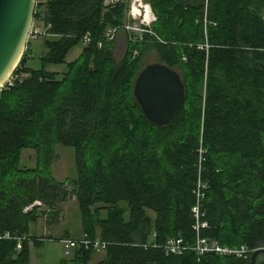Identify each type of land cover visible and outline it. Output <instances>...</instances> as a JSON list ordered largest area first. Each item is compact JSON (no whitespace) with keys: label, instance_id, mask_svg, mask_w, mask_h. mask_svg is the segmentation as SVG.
Here are the masks:
<instances>
[{"label":"trees","instance_id":"trees-1","mask_svg":"<svg viewBox=\"0 0 264 264\" xmlns=\"http://www.w3.org/2000/svg\"><path fill=\"white\" fill-rule=\"evenodd\" d=\"M145 1L154 35L126 36L116 62L104 33L123 24L125 2L36 0L33 18L52 35L42 37L35 67L27 41L13 83L0 90V264H28L30 245L43 243L30 225L71 198L79 234L64 237L106 244L77 246L57 264H88L97 251L96 264H247L191 247L197 234L229 247L264 245V0ZM86 33L89 42L66 61ZM148 48L184 84V104L165 126L147 120L133 94ZM59 64L60 73L48 68ZM58 144L74 147L75 177L51 175ZM200 145L207 225L196 231ZM25 149L33 166L21 164ZM172 238L191 247L165 253Z\"/></svg>","mask_w":264,"mask_h":264},{"label":"water","instance_id":"water-1","mask_svg":"<svg viewBox=\"0 0 264 264\" xmlns=\"http://www.w3.org/2000/svg\"><path fill=\"white\" fill-rule=\"evenodd\" d=\"M36 0H0V88L19 64L33 24ZM121 32V33H120ZM113 40V56L119 62L127 40L120 30ZM123 53L116 59L115 41ZM133 94L145 118L157 126L167 125L184 104V84L178 72L164 63L151 62L137 73ZM247 264H264V247L254 249Z\"/></svg>","mask_w":264,"mask_h":264},{"label":"rangeland","instance_id":"rangeland-1","mask_svg":"<svg viewBox=\"0 0 264 264\" xmlns=\"http://www.w3.org/2000/svg\"><path fill=\"white\" fill-rule=\"evenodd\" d=\"M144 2L147 3L145 0ZM127 3H129V0H127ZM139 21L140 19L132 21V24L138 26L140 25ZM33 22L39 27L42 26L41 21L33 20ZM136 33L141 34L140 32ZM120 42V39L115 41V54L117 60L120 59L123 53V45ZM147 43L149 44L150 41H147ZM30 45L31 53L29 56H31V58H28L27 64L35 67L37 66L38 55L45 50L42 45V36H39L35 39H30ZM82 45L83 43H80L74 47L67 54L66 61L75 59L80 53ZM141 61L143 66H145L147 63L157 62L158 58L154 50L152 48H148L145 50ZM48 68L60 73L64 70V65H51ZM55 153L56 158L52 161L50 166V173L53 178L55 180H64L66 178L75 177L77 174V169L75 164L74 147L58 144L55 147ZM21 164L25 166H33L35 164V153L32 149H25L22 151ZM66 188L70 189L71 185L66 183ZM37 205H40L42 209H46L43 204ZM58 207L59 210L57 214L53 216H41L36 223H32L30 225V233L43 238V243L40 246L30 245L28 264H57L58 260L64 256L62 244L59 240H53L50 239V237L55 236L63 238L65 231H67V233L71 234L72 236L79 234L77 208H75L73 198L59 203ZM259 247H264V245ZM102 254L103 251H97L88 264H96Z\"/></svg>","mask_w":264,"mask_h":264},{"label":"built area","instance_id":"built-area-1","mask_svg":"<svg viewBox=\"0 0 264 264\" xmlns=\"http://www.w3.org/2000/svg\"><path fill=\"white\" fill-rule=\"evenodd\" d=\"M119 2H125L127 4V9L125 10V18L123 21V24L117 25V26H111L108 27L104 33V40L105 41H113L115 36L120 32V30H123L128 37L130 41L135 42L136 40H142L143 33H148L150 35H154L153 31L150 29V24L155 21L156 17L153 14L151 7L148 3H145L144 0H129V3H127V0H104V5L107 6H113L114 4H117ZM264 18V16H263ZM140 19V25L135 26L132 24V21H136ZM136 32H140L141 34H138ZM136 34V36L132 35ZM52 34L48 32L47 27L44 26H37L34 24L31 25L30 30L28 32L27 39H35L39 36H51ZM90 40L89 33H86L82 37V43L87 44ZM98 46H102V42L98 43ZM208 44H202L199 45V48H205L207 50ZM137 51L134 50L133 54H136ZM14 76L11 75L5 84L0 88H5L13 83ZM206 150L204 147L200 145L198 148V176L196 181V201L194 205L191 208V212L193 214V217L195 218V229L198 231L200 227H205L207 225L206 221H201L200 217L203 215L201 211V200L205 197V191L207 188V184L205 181L202 180L201 171H202V163L205 160L204 153ZM34 204H41L40 201L36 200L32 205ZM32 205L26 207V209L30 208ZM5 237H9V233L6 232ZM1 237V235H0ZM62 244V250L63 254L65 256L69 255L77 246H83L85 248L93 247L96 250L103 249L105 247V242L100 241L98 238L91 240L88 239L85 235L81 236L80 238H70V237H63L59 240ZM191 246L185 245L182 243V239H169L164 244V251L165 253H171V254H179L184 249L190 248ZM196 251L198 255H202L205 252H215L219 255H233L239 258H249L251 252L254 249H248L245 245H240L237 247H229L220 245L216 241H210L207 238L200 237L198 234L196 236L195 244L193 247H191ZM256 249V248H255Z\"/></svg>","mask_w":264,"mask_h":264}]
</instances>
